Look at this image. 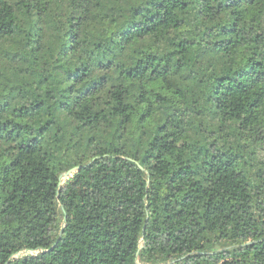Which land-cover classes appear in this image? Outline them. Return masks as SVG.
I'll return each instance as SVG.
<instances>
[{
    "label": "trees",
    "instance_id": "trees-1",
    "mask_svg": "<svg viewBox=\"0 0 264 264\" xmlns=\"http://www.w3.org/2000/svg\"><path fill=\"white\" fill-rule=\"evenodd\" d=\"M0 264H264V0H0Z\"/></svg>",
    "mask_w": 264,
    "mask_h": 264
},
{
    "label": "water",
    "instance_id": "water-1",
    "mask_svg": "<svg viewBox=\"0 0 264 264\" xmlns=\"http://www.w3.org/2000/svg\"><path fill=\"white\" fill-rule=\"evenodd\" d=\"M24 253H28V250L24 251Z\"/></svg>",
    "mask_w": 264,
    "mask_h": 264
}]
</instances>
